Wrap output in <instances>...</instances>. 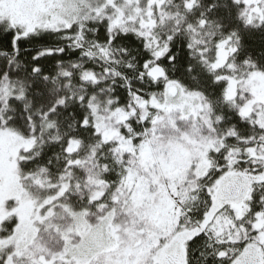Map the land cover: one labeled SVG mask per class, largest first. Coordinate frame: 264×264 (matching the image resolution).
<instances>
[{
  "label": "snow or ice",
  "instance_id": "snow-or-ice-1",
  "mask_svg": "<svg viewBox=\"0 0 264 264\" xmlns=\"http://www.w3.org/2000/svg\"><path fill=\"white\" fill-rule=\"evenodd\" d=\"M0 264H264V0H0Z\"/></svg>",
  "mask_w": 264,
  "mask_h": 264
}]
</instances>
